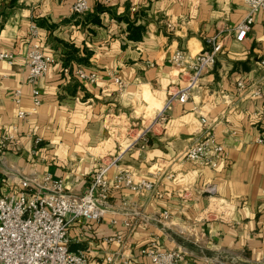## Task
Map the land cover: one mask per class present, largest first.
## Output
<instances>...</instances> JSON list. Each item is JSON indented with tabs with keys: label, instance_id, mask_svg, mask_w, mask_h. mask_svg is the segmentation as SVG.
Wrapping results in <instances>:
<instances>
[{
	"label": "crops",
	"instance_id": "0c3cea01",
	"mask_svg": "<svg viewBox=\"0 0 264 264\" xmlns=\"http://www.w3.org/2000/svg\"><path fill=\"white\" fill-rule=\"evenodd\" d=\"M74 1L0 0V51L13 57L0 62V140L17 142L0 146V194L23 181L37 191L49 177L80 197L117 157L109 180L128 173L156 189L112 190L101 222L69 224L72 253L86 254L88 264H107L114 253L150 264L140 250L155 241L203 264H264V13L237 42L234 28L248 12L241 0H87L91 10L81 16L70 12ZM96 6L106 11L96 14ZM127 20L143 29L140 39L130 38ZM31 25L54 62L28 82ZM214 37L221 44L214 64L184 103L168 104ZM176 51L185 56L182 67L170 62ZM70 52L77 61H66ZM78 70L95 75L94 83L79 79ZM201 118L226 153L215 170L184 159L203 133ZM123 128L138 134L120 140ZM208 184L214 199L203 193ZM215 200L225 208L211 211ZM119 235L121 244L107 242Z\"/></svg>",
	"mask_w": 264,
	"mask_h": 264
},
{
	"label": "built area",
	"instance_id": "2783aa9c",
	"mask_svg": "<svg viewBox=\"0 0 264 264\" xmlns=\"http://www.w3.org/2000/svg\"><path fill=\"white\" fill-rule=\"evenodd\" d=\"M248 9L246 16L234 28V38L237 42H243L251 30L255 16L264 13V0H241ZM91 6L87 0H75L70 8L72 15L81 16L88 13ZM134 11V10H133ZM31 44L28 48L27 81L45 75L49 66L53 64V58L44 53L38 43V31L35 25L29 28ZM214 37L208 41L210 50L200 53L193 62L184 70L186 83L178 90L170 94L168 104L174 99L184 103L190 92L196 88L201 76L214 64V60L221 50V44ZM12 55L0 51V62H12ZM172 65L182 67L186 63L183 52L176 51L170 60ZM264 65V62L261 63ZM79 79L94 83L96 76L87 75L78 70ZM115 83L121 86L118 79ZM238 92L245 89L242 80L236 83ZM256 94V93H255ZM19 92H16L18 97ZM19 104L17 99L15 102ZM37 92H33V105L39 106ZM26 113L19 111L18 119H24ZM158 115L157 120L164 118ZM204 128L203 133L193 142L185 154V161L198 169H217L219 160L226 157L223 145L217 142L206 121L201 118ZM145 134L143 133L142 136ZM140 137L138 138V140ZM7 143L17 145L13 136H7L0 140V146ZM259 143H263L262 140ZM264 144V143H263ZM117 157L106 167H101L94 175L87 191L80 197L68 194L61 181H54L49 177L43 179V185L38 186L37 191L28 181L20 183L18 189L9 195L0 194V264H88L87 255L84 253H72L69 250L67 232L72 222L86 220L89 222H101L106 213V200L109 193L125 189L132 194H148L156 189V182L145 179L134 181L131 174L119 173L109 180L107 172L117 162ZM203 193L214 199L216 187L208 184L203 188ZM226 203L215 200L210 205V210L225 208ZM229 208V207H228ZM227 208V209H228ZM115 224V221L111 222ZM129 232L133 230L130 224H126ZM121 235L111 237L107 242L121 244ZM140 254L146 257L150 264H203L189 260L180 251L159 248L155 241H149L142 246ZM107 264H130L129 260L122 258L118 253L106 257Z\"/></svg>",
	"mask_w": 264,
	"mask_h": 264
},
{
	"label": "trees",
	"instance_id": "16d2710c",
	"mask_svg": "<svg viewBox=\"0 0 264 264\" xmlns=\"http://www.w3.org/2000/svg\"><path fill=\"white\" fill-rule=\"evenodd\" d=\"M105 11L106 10L104 8H102L101 6H96L94 8V13H96V14H100V13H103ZM122 19L125 20L126 18L124 17ZM92 21L97 23V16L94 15L92 17ZM127 23H128V31L132 35V36L130 35V38L135 39V40L140 39L141 33L143 32V29L141 27H135L134 24L129 22L128 20H127ZM71 60L77 61L75 53H72V52L68 53V57H67L66 61H71Z\"/></svg>",
	"mask_w": 264,
	"mask_h": 264
},
{
	"label": "rangeland",
	"instance_id": "374dc122",
	"mask_svg": "<svg viewBox=\"0 0 264 264\" xmlns=\"http://www.w3.org/2000/svg\"><path fill=\"white\" fill-rule=\"evenodd\" d=\"M125 127H126V125H125ZM131 129H133V127H131ZM121 134H122L121 135L122 137L120 138V140L123 139L124 137L135 138L137 136L138 132H136V131L131 132L129 130L125 131V129L123 128Z\"/></svg>",
	"mask_w": 264,
	"mask_h": 264
}]
</instances>
